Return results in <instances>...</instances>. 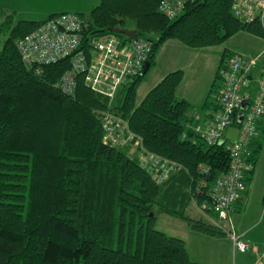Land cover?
I'll return each mask as SVG.
<instances>
[{
    "label": "trees",
    "instance_id": "16d2710c",
    "mask_svg": "<svg viewBox=\"0 0 264 264\" xmlns=\"http://www.w3.org/2000/svg\"><path fill=\"white\" fill-rule=\"evenodd\" d=\"M161 1L101 0L89 14L90 37L131 40L112 31L120 27L153 41L148 71L120 86L113 101L86 85L82 74L73 92L58 87L71 69L69 59L44 65L40 73L23 61L19 40L60 13L14 21L15 12L0 9V30H8L0 50V264H203L191 259L183 239L156 228V206L187 219L196 231L226 234L213 221L188 217L186 207L207 199L216 179L229 171L231 142L210 145L196 131L201 122L193 116L194 104L177 97L184 69L167 73L140 103L138 88L169 40L197 49L241 32L264 38V26L236 18L233 0H196L175 19L159 10ZM229 55L215 80L224 79ZM210 93L204 106L215 103ZM107 111L126 119L147 150L181 169L159 183L127 148L106 143ZM262 148L254 138L245 186ZM203 165L208 174L200 172Z\"/></svg>",
    "mask_w": 264,
    "mask_h": 264
},
{
    "label": "built area",
    "instance_id": "2783aa9c",
    "mask_svg": "<svg viewBox=\"0 0 264 264\" xmlns=\"http://www.w3.org/2000/svg\"><path fill=\"white\" fill-rule=\"evenodd\" d=\"M196 0H162L159 10L168 18L181 16L187 4ZM233 14L245 22H259L264 26V0H233ZM88 19L73 12H64L45 20L37 29L21 38L18 47L23 61L35 66L38 73L44 65L69 59L71 69L62 75L57 86L65 92L77 87V76L84 75L85 83L95 92L113 101L120 86L142 75L150 66L153 41L138 37L123 41L115 35L90 37ZM262 64L259 73L258 66ZM224 77L219 107L207 123L196 126L210 145L225 143L229 127L239 128V134L229 145L230 169L216 179L207 199L198 203L206 214L219 219L230 217L245 187V171L251 167V143L264 116V52L253 56L232 54L221 69ZM104 141L114 147L127 148L139 164L159 183L167 181L181 169L173 160L147 150L129 123L112 112L103 114ZM132 150V151H130ZM200 172L209 173L201 166ZM202 187L206 181L201 182ZM234 247L240 252L249 250L248 242L233 231Z\"/></svg>",
    "mask_w": 264,
    "mask_h": 264
},
{
    "label": "rangeland",
    "instance_id": "374dc122",
    "mask_svg": "<svg viewBox=\"0 0 264 264\" xmlns=\"http://www.w3.org/2000/svg\"><path fill=\"white\" fill-rule=\"evenodd\" d=\"M96 1V5H98L101 0ZM96 5L93 6V0H34L32 6L27 8V10L29 13L41 11L43 12V17H46L50 13V9L56 12H60L63 9L62 11L84 14V17L88 19L91 10ZM2 16L0 14V23L4 20ZM33 17H35L33 14H20L18 12L14 21L33 19ZM35 19L38 20L39 18ZM5 30H0V50L3 48L4 41L8 36V30ZM246 38H249L248 41ZM250 42L254 45L250 44ZM258 42L261 41L246 33L237 34L221 45L197 49L188 47L177 40H169L166 42L167 44L164 43L160 47L157 54V62L151 67L139 85L137 102L140 103L144 99L145 95L156 85L162 75L171 70L182 68L185 70V83L177 97L179 99L185 98V96L189 97L195 106L193 109L195 114L198 111H203L205 109L203 101L208 87L209 89L213 88L214 92H219V87L222 89L223 86V79L214 80L215 71L220 68H218L220 58H217V55L220 56L219 54L223 53L225 47L235 45L240 54L248 57L254 55L256 47L258 48ZM210 79L214 81L209 86ZM214 92L209 93L212 94ZM182 93H185V96ZM260 135L264 137V131L260 130ZM241 194H243L242 208L236 210V212L233 211L227 219H216L202 212L196 200H192L187 204L186 215L188 217L217 223L226 233L223 236H211L196 231L191 227L187 219L179 215L162 212L158 206L155 207L157 215L156 228L168 235L183 239L191 259L203 264H264L262 255L264 246L263 248L261 247L260 253H253L250 250L240 252L234 247L232 238L230 239L233 231L240 233L238 228L241 226H248L257 221L264 222V201H260L259 195L253 194L250 186H245Z\"/></svg>",
    "mask_w": 264,
    "mask_h": 264
},
{
    "label": "crops",
    "instance_id": "0c3cea01",
    "mask_svg": "<svg viewBox=\"0 0 264 264\" xmlns=\"http://www.w3.org/2000/svg\"><path fill=\"white\" fill-rule=\"evenodd\" d=\"M33 1L34 0H0V9H4L7 12H15L16 14L18 12H20V14L21 13L28 14V15L33 14L35 17H33V19L31 18V20H37L35 18H39L38 20H40V18L43 19V18H46L47 16H49L51 14H55V13L70 12V11H62L63 9H61L60 12H58V11L56 12V11H52V9H50L51 11H49L50 12L49 14L47 13L48 15H46V17H43L44 15H43V12H41V11H37V12L36 11H32V12L29 13L27 8L32 6ZM96 2H97L96 0H93V6L97 4ZM241 33H246V32H241ZM246 34H248V33H246ZM251 36H253V35H251ZM254 37H256V36H254ZM248 39L249 38H246L247 41H248ZM256 39L260 40L261 42L257 43L258 44V48L256 47V51H255L254 55H257V54H259V52H263L264 51V38L256 37ZM250 44H253V43L250 42ZM226 52H228L231 55L234 54V53H240V51L237 49V47L235 45H229L228 47H225L223 53L221 52L219 54L220 56L217 55V58H220V62H219L218 68L220 67L222 60L225 58L224 56H225ZM250 56H253V55H250ZM228 58L229 57H227V59ZM156 62H157V58H156ZM261 67H262V64H260L258 66V68L256 69V73H259V70L261 69ZM174 70H176V69H174ZM171 71H173V70H171ZM171 71H169V72H171ZM217 71H218V69H217ZM217 71H215L214 80H215V76L217 74ZM166 74L162 75V77L159 79V81H161L162 78ZM214 80L212 79V81H211V79H210L209 80L210 83H208V85L210 86L213 83ZM184 83H185V80H183L181 86L179 87V89L177 91V94L179 93L180 89L184 86ZM223 85H224V83H223ZM219 88H220L219 92L215 91L214 93L210 94L211 100L213 102H215V103H212V105H210V106H204L203 105V107L205 109L203 111H198L196 114L193 111V116L195 118V121L198 120V122H201V123H207L208 121H210V119L212 118V114L214 113L215 109L218 108V98H219V95H220L221 87H219ZM222 88H223V86H222ZM209 92H210V89L208 87V91H207V93L205 95V99L203 101L204 103L207 101V98L209 96ZM182 94L185 96V93H182ZM185 98L191 102L189 97L185 96ZM260 130L264 131V116L261 118V120L259 122L258 131H257V134L255 136V138H259V139L262 140L263 148H262V152H261V157H260V159L257 162L256 167H255V172H254V175H253L252 182L250 184V187H252L253 194L257 195V196L259 195L260 201H262V200L264 201V137L262 135H260ZM242 198H243V194L240 195V200L238 201V202H240L239 208L237 209L236 208L237 205H236L235 208H234L235 210H233L234 212H236V210H240L242 208V206H241ZM233 211L230 213V216L233 213ZM238 230H240V233L235 232L236 234L241 235L242 238L244 240H246V241H247V238H248L247 242H248V244L250 246L249 250L251 252H253V253L254 252L255 253H260L261 249L264 246V222H258L257 221V222H254L251 225H248V226H246V225L245 226H241L240 228H238ZM229 237H230V235H229ZM230 239H231V237H230ZM262 255L264 257V250H263V254Z\"/></svg>",
    "mask_w": 264,
    "mask_h": 264
},
{
    "label": "water",
    "instance_id": "95a60500",
    "mask_svg": "<svg viewBox=\"0 0 264 264\" xmlns=\"http://www.w3.org/2000/svg\"><path fill=\"white\" fill-rule=\"evenodd\" d=\"M112 31L126 35L130 39H134V40L139 37V35L136 32H134L130 29H127V28L116 27V28H113ZM149 67L150 66H147L145 68L143 75L148 71ZM238 134H239V128L238 127H236V126L229 127L225 132V138H226V140H228L230 142H234L237 139Z\"/></svg>",
    "mask_w": 264,
    "mask_h": 264
}]
</instances>
